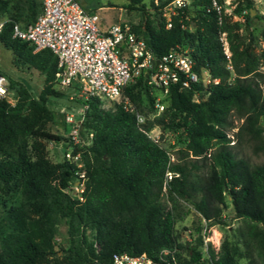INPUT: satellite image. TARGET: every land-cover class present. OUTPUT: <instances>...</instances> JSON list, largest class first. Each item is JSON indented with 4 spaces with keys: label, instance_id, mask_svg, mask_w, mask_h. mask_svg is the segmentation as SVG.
Listing matches in <instances>:
<instances>
[{
    "label": "trees",
    "instance_id": "16d2710c",
    "mask_svg": "<svg viewBox=\"0 0 264 264\" xmlns=\"http://www.w3.org/2000/svg\"><path fill=\"white\" fill-rule=\"evenodd\" d=\"M168 1L149 0L157 13L154 17L145 9V0H127L126 8L142 9V20L133 24V29L156 56L176 44L187 48L194 69L203 66L218 81L207 86L200 82L182 88L172 85L164 109L142 124L121 102L102 107L99 96L78 99L76 102L87 104L83 124L93 132L91 144L81 153L85 178L79 198L66 189L78 178L79 167L74 162H50L43 146H36L33 154L26 149L28 135L67 140L63 134L41 127L45 120L54 119L51 101L69 98L68 89L53 87L56 55L49 48L34 51L28 41L11 35L13 20L25 25L35 19L41 6L38 10L36 0L18 4L16 0H0V16L7 12L12 16L0 29V42L44 74V86L38 94L25 82L7 75L15 100L0 99V181L19 184L21 194L19 201L0 197L4 207L0 264H38L48 253H55L49 244L52 212L67 220L71 264L107 261L120 251L155 256L160 249L175 245V222L187 213L176 202L167 207L161 201L163 186L188 200L210 224L223 222L221 214L227 201L234 216L242 220L237 240H222L218 250L209 245L205 259L197 244L191 245L187 258L181 259L176 253L178 264H264V161L251 163L238 155L228 135L235 115L242 119L236 136H247L254 142L255 151H264V88L260 83H264V73L259 70L264 52L257 55L244 45L236 29L238 21L219 24L209 0H189L193 13L186 16L184 7L166 27L161 8ZM250 7L251 0L235 7L237 12L247 8L245 22L252 17ZM221 31L226 32L229 58L219 39ZM228 60L232 68L227 67ZM152 89L140 74L125 86L123 94L131 100L144 94L153 102L156 93L152 94ZM196 93L205 96L195 99ZM154 124L180 130L178 139L184 135L175 159L146 133ZM31 207L43 210L40 230L47 234L45 240L37 238L30 224L27 212ZM81 227L95 231L100 249L86 241ZM81 243H85L84 251Z\"/></svg>",
    "mask_w": 264,
    "mask_h": 264
},
{
    "label": "built area",
    "instance_id": "2783aa9c",
    "mask_svg": "<svg viewBox=\"0 0 264 264\" xmlns=\"http://www.w3.org/2000/svg\"><path fill=\"white\" fill-rule=\"evenodd\" d=\"M237 2L209 0V6L216 12L219 24L229 20L231 15L236 19H243L247 10L244 8L241 12L234 11ZM188 3L189 0H169L162 6L161 15L166 27L171 26L172 16L178 14L179 10L183 12ZM8 20L11 18L0 17V29ZM11 35L28 41L34 46V51L49 48L56 55L55 82L68 89L69 99L75 101L96 95L102 100L121 102L126 110L134 111L130 98H122L123 91L136 76L143 74L147 84L156 90L154 106L161 112L172 85L182 88L200 82L207 86L218 81L205 67L194 69V59L187 48L176 44L156 56L146 45L143 36L133 29L132 23L127 20L106 23L96 11L87 10L78 0H42L41 10L34 20L25 25L13 20ZM219 39L229 58L225 31L219 33ZM227 67L232 68L230 60L227 61ZM0 99L11 103L14 101L8 79L2 72ZM86 107L87 104L82 102L78 109L65 114L66 135L71 146L65 155L67 160L79 167L76 170V182L85 178V174L80 151L73 152L72 146L89 145L93 136L92 130L85 132L87 141L80 135ZM135 114L137 122L144 123L142 115L138 112ZM146 133L156 142L161 139L162 132L157 125L146 130ZM155 256L145 252L134 254L120 251L114 252L107 261L95 260L87 264H171V261L178 264L175 248L164 247Z\"/></svg>",
    "mask_w": 264,
    "mask_h": 264
},
{
    "label": "rangeland",
    "instance_id": "374dc122",
    "mask_svg": "<svg viewBox=\"0 0 264 264\" xmlns=\"http://www.w3.org/2000/svg\"><path fill=\"white\" fill-rule=\"evenodd\" d=\"M21 0H16V3ZM38 2V10L42 4V0H36ZM87 10L96 11L104 22L109 23L112 21L127 20L132 24L139 23L142 20V9L139 7L126 8L125 3L127 0H78ZM235 7L244 0H237ZM14 2V1H13ZM147 9L152 16L156 17L157 13L154 11L150 5L149 0H145ZM251 5L254 8V12L251 13V18L245 22V15L243 19H236L233 15L230 16L229 21H238V27L236 28L239 32V36L244 41V45L253 53L257 55H262L264 52V0H251ZM244 8H242L243 10ZM247 10V8H245ZM241 10V11H242ZM235 11V8H234ZM240 11V12H241ZM237 12V11H236ZM247 12V11H246ZM245 12V13H246ZM193 13L192 5H187L185 9L186 16ZM244 13V14H245ZM37 14V13H36ZM156 15V16H155ZM12 17L10 13H5L0 16ZM230 53V50H229ZM0 69L3 74L7 77L10 76L17 80L25 82L33 93L38 94L42 87L44 86V74H42L38 69L33 67L27 62L21 60L15 53H13L9 48L5 47L2 42H0ZM259 70L264 73V57L260 59ZM261 86L264 88V83L260 81ZM53 87L59 91H65L66 89L56 82H53ZM156 90L152 89V94ZM124 95L122 98L124 99ZM205 94L196 93L194 95L195 99L204 97ZM15 100V98H14ZM131 100V99H130ZM14 102V101H13ZM113 100H103L102 107H108L115 103ZM133 110L142 115L143 121L148 122L152 120L155 116L159 115L157 108L154 106V101L150 102L142 94L141 99L131 100ZM51 108L54 110V119L45 120L41 127L43 129L59 132L64 136H67V122L65 120V114L78 109L81 104L73 99H67L66 97H55L50 103ZM233 117V126L228 129V135L230 136V143L233 145V149L238 155L245 157L251 163H259L264 161V151L253 149L254 142L250 140L247 136L237 137L235 131L237 130L242 119L237 118L235 115ZM161 129V139L158 144L165 148L171 155L172 159H175L176 149L184 144L182 134L181 139H178L180 130L171 131L167 129H162L160 125L154 124ZM87 127L83 124L80 129L81 137L87 141L85 132ZM157 131V130H156ZM264 136V131H263ZM67 141V142H66ZM65 142L68 143V140ZM63 140L52 141L46 139L45 137L38 135H28L26 139V149L28 153L33 154L36 146H43L45 150L46 157L50 162H59L62 159H66L65 152L71 149V146L65 144ZM80 151L81 165L83 167L82 151L87 144L78 145ZM76 145L72 146L75 148ZM12 155H15V151H11ZM17 155V151H16ZM81 168V167H80ZM169 177V175H168ZM84 187V178L79 181L72 182L66 189L73 197L81 198V192ZM20 186L19 184L3 183L0 181V197L2 199L14 198L16 201L20 200ZM160 199L167 207H170L174 202H176L179 208H184L187 213L183 219L177 220L175 222V236L176 242L172 248H175L176 253L181 259L187 258L189 255V247L191 245L197 244V248L201 252V258L205 259L208 256V246L211 245L215 250H218L222 240L235 241L238 238V227L242 223L241 218L234 216V210L229 201H227V206L222 210V220L223 222H217L210 224L207 220H204L200 214L194 209L192 204L181 197H178L170 193L165 186L162 188L160 194ZM4 212V207L0 205V217ZM30 224L34 229L37 238L45 240L47 234H41L42 226V211H35L33 207L27 212ZM52 218L54 219V225L51 227L52 235L49 238V244L51 248L55 251L53 254H47L39 260L38 264H71L67 248L69 246V235H68V223L66 218L61 217L57 213L52 212ZM81 231L84 232L86 241L92 242L95 249L101 248V242L96 239L95 231L88 227H81ZM200 237V238H199ZM83 251L85 250V243H81ZM204 264H207L204 261Z\"/></svg>",
    "mask_w": 264,
    "mask_h": 264
},
{
    "label": "water",
    "instance_id": "95a60500",
    "mask_svg": "<svg viewBox=\"0 0 264 264\" xmlns=\"http://www.w3.org/2000/svg\"><path fill=\"white\" fill-rule=\"evenodd\" d=\"M254 12V8H251V13H253ZM158 62V60H156V63Z\"/></svg>",
    "mask_w": 264,
    "mask_h": 264
}]
</instances>
